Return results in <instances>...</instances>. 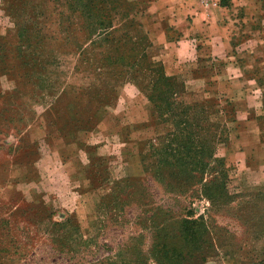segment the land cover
Here are the masks:
<instances>
[{"label": "rangeland", "instance_id": "1", "mask_svg": "<svg viewBox=\"0 0 264 264\" xmlns=\"http://www.w3.org/2000/svg\"><path fill=\"white\" fill-rule=\"evenodd\" d=\"M80 1L0 0V264H154V229L189 219L215 249L192 264H264L242 226L264 218V74L244 95L202 65L167 76L140 47L151 0ZM234 5L264 27V0Z\"/></svg>", "mask_w": 264, "mask_h": 264}, {"label": "crops", "instance_id": "2", "mask_svg": "<svg viewBox=\"0 0 264 264\" xmlns=\"http://www.w3.org/2000/svg\"><path fill=\"white\" fill-rule=\"evenodd\" d=\"M234 2L216 0L214 5H201L195 0H151L142 23L146 53L162 64L167 76L182 75L184 64L202 65L208 73L202 79L209 81L207 89L234 83L244 95L249 92L246 88L256 87L255 78L264 74V50L260 51L264 41L258 38L264 27L247 22L249 13L243 18L238 15ZM103 121L99 118L97 124ZM238 124L237 142L244 146L247 133H242L243 127L249 128L253 138V125ZM243 152L239 154L244 156Z\"/></svg>", "mask_w": 264, "mask_h": 264}, {"label": "trees", "instance_id": "3", "mask_svg": "<svg viewBox=\"0 0 264 264\" xmlns=\"http://www.w3.org/2000/svg\"><path fill=\"white\" fill-rule=\"evenodd\" d=\"M80 3H81L80 4L81 6L85 4L83 1L82 2L80 1ZM93 19H94L93 21L94 27L100 30L103 27L104 21H106V15H101L100 13L96 12ZM142 40H143V37H142ZM140 47H143L144 49H146V46H144L143 44H140ZM144 52H146V50ZM158 80L162 82V87L164 88L163 94H167L168 96L169 94L171 95L175 93V91L171 89V85L167 84L170 81L169 77H166L161 72V74L158 76ZM157 82H158L157 80L152 81L151 86L153 87L155 84H158ZM153 90H156V89L155 88L152 89V92ZM148 100L151 104H154L151 97L148 98ZM99 118L95 120V116H93V120L97 121V123H98ZM220 141L222 142V139L219 140L218 138V142ZM185 148L188 149L187 147ZM188 154H189V150H187V154H185V158H181V157L179 158V161L182 162L184 166H186L187 168V170L185 169L183 172L186 175L189 173V169L187 167L189 165V161L187 160L192 159V157H190ZM197 158H198L197 164L201 165L198 155H197ZM178 171H181V169ZM219 186H220V190L222 193L224 191L223 184H220ZM217 187L218 186H216V188ZM226 194L227 192H224V195ZM253 197H257V199L254 200V202L253 200H251L248 203H251L253 205L252 208H259L260 211H262L263 213L264 212V204H263L264 198H260L257 195ZM217 198L219 197L214 195L212 197V201L215 199L217 200ZM208 200L210 201V204H212L211 199H208ZM175 223L176 222H171L169 224V227L164 225L162 229L160 228L154 229V231L157 230L156 233L160 232L159 234H157L156 239L154 237L153 244H152L153 248L151 250V253H152V257L154 258L152 259L154 264H192L191 261L196 260V259L200 263H205L207 258L210 257L208 256V254L210 252L215 251V249H213L212 251L213 241H211L210 234L205 228L204 222L202 223L201 219H196V220L189 219L185 221L181 220L178 228L174 229L172 228V226ZM242 224H243L242 226L244 227V231H247L248 229L255 231L259 227L261 231L262 229H264V218L262 219L260 217H253V218L247 217L242 220ZM161 233L162 235H160ZM180 241L183 242V245H184L183 247L178 246L179 245L178 242ZM190 244H193V245L195 244L196 245L195 248H191L192 246Z\"/></svg>", "mask_w": 264, "mask_h": 264}, {"label": "built area", "instance_id": "4", "mask_svg": "<svg viewBox=\"0 0 264 264\" xmlns=\"http://www.w3.org/2000/svg\"><path fill=\"white\" fill-rule=\"evenodd\" d=\"M195 1L201 5H209V4L214 5L216 3V0H195Z\"/></svg>", "mask_w": 264, "mask_h": 264}]
</instances>
